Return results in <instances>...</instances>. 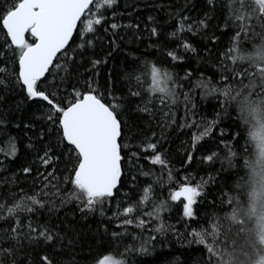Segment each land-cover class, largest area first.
Listing matches in <instances>:
<instances>
[{
  "label": "snow or ice",
  "instance_id": "6c2138e0",
  "mask_svg": "<svg viewBox=\"0 0 264 264\" xmlns=\"http://www.w3.org/2000/svg\"><path fill=\"white\" fill-rule=\"evenodd\" d=\"M257 3L259 15L254 17L245 15V0H203L202 5L197 0H149L145 7L164 12L171 21L169 32L153 16L148 17L153 26L143 29L139 22H116L117 0H0V264H78L74 257L86 244L90 255L85 259L91 264H134L130 256L147 253L169 235L179 236L181 229L191 236L190 244L204 249L194 264L221 261L215 251L220 242L217 213L207 216L203 226L193 228L190 222L208 185L222 174L235 175L234 150L246 148L240 143L241 131L221 133L227 151L209 150L202 158L213 171L220 165L207 181L192 183L187 173L174 180L164 145L173 132L203 128L192 134L195 148L213 134L224 115L234 114L238 122L229 95L234 82L248 78L237 64L244 59L241 41L254 31V21L264 22V0ZM218 16L232 32L231 47L217 53L225 69L219 81L215 74L196 76V70H184L183 76L175 72L185 61L179 49L199 55L187 34L207 35ZM145 33L149 48L173 45L164 52L171 68L134 57L126 60L119 86L111 76L100 85L93 70L108 60H85L89 49L103 40L110 49L124 41L143 44ZM217 39L213 33L208 42L215 47ZM204 47L210 58L212 50ZM250 56L264 60V48ZM225 60H230V72ZM212 100L220 111L211 120L203 115L197 120L200 105ZM181 107L184 115L178 122ZM12 128L17 135H11ZM21 149L27 159L12 171L9 166ZM193 159L188 153V164ZM156 166L169 170L165 198L157 191L164 181ZM217 200L220 211L232 209L235 216L228 193L222 190L213 197L214 205ZM57 204L74 205L73 215H54ZM174 205H182L175 225L165 216ZM97 215L96 232L89 227L86 235L81 221ZM172 264L181 262L177 258Z\"/></svg>",
  "mask_w": 264,
  "mask_h": 264
},
{
  "label": "trees",
  "instance_id": "16d2710c",
  "mask_svg": "<svg viewBox=\"0 0 264 264\" xmlns=\"http://www.w3.org/2000/svg\"><path fill=\"white\" fill-rule=\"evenodd\" d=\"M189 3L192 0H188ZM201 5L203 0H197ZM149 3V0H117L115 11L117 13L116 22L122 24L139 22L142 29L145 27L153 26L148 20L149 16L156 18L158 24H162L169 32L172 31L171 21L166 17L164 12L158 10L154 11L151 8L145 7ZM245 4L248 6V12L245 15H252L258 17L259 5L257 0H245ZM135 5V8H133ZM111 12H109V16ZM199 15V11H193L192 17L195 18ZM217 23H220V28H217ZM107 27V25H105ZM254 31L250 35L245 36L241 41L240 54L244 57L243 60L238 61L237 67L245 69V75L248 77L243 83L234 82L231 85L229 100L231 101L232 109H234L238 115V122L234 114L224 115L218 128H216L213 134L206 137L192 147V134H199L203 128L200 129H185L183 132H173L169 136V141L164 145V148L170 152V171L173 174L174 180H179L187 173L194 179L192 183L200 182L201 180L207 181L209 176L215 177L219 171L220 165L217 162L215 168L212 170V166L207 163H202V158L209 154V150L217 151L227 149L223 148V144L220 143L221 133L228 136L230 133H234L237 129H240L243 139L240 143L245 144L246 148L243 151L234 150V156L232 158L231 167L235 171V175L222 174L221 178L214 183L209 184L206 190V194L201 197L198 203L194 206V211L197 213L195 220L191 221V226L197 228L203 226L207 216H211L213 213H217L220 223L218 224V231L220 233V242L216 244L215 251L221 255V261L217 264H236L238 258L244 260L249 258V255L245 251H249L250 248L257 252H260L263 256L261 261H264V244L261 237L256 234L251 225H253L249 214L251 212L253 194L252 186V172H255L254 164L259 160L257 158V147L255 144L254 133L258 129L257 124L264 123V60H258L251 53H255L257 49L264 48V22L257 19L253 24ZM163 30V29H162ZM103 29H101V32ZM215 33L218 38L215 42V47L212 43L208 42V37H211ZM125 34V33H122ZM189 39L198 49L199 55L192 53H185L183 49H179L180 53L185 56L183 69L176 67L175 72L183 76L184 70H196V76L203 75L205 78H213L215 74V80L219 81L220 73L225 69L217 62V53L222 54L230 47V41L232 39V32L225 29L223 20L217 17L209 27L207 35L201 32L200 35L192 36L187 34L185 37ZM149 41L147 40V33H145V41L140 43H129L124 41L119 44V47L113 46L109 48L107 40H103L97 43L95 49H89L85 60L99 58L102 61L107 58V64H101L93 71L98 73V76L93 78L98 80L100 85H104L109 77L115 78L117 86L122 79L121 72L125 67L126 60H130L134 57H143L150 61L156 62L158 65L163 64L165 67L171 68V62L167 60L164 52L170 50L173 45L169 43L167 48L153 49L148 47ZM212 50V56L208 57V51ZM136 49H139L138 51ZM95 53V56L93 55ZM110 53V55H109ZM223 59V56L220 57ZM225 64L228 65L227 71H231L232 65L230 60H225ZM90 67V65H88ZM239 70V69H238ZM83 71V68L81 69ZM254 73V75H253ZM87 73L85 76L87 77ZM194 78L192 83H196ZM147 85H145L146 87ZM220 108L217 106L216 101L205 102L200 105V112L197 115V120L203 115L207 120H211L215 113L219 112ZM183 107H181L178 113V122L183 117ZM260 121V122H259ZM11 135L18 134L15 128L10 129ZM22 139V143H26V138L22 133H19ZM231 144V141H229ZM3 146V145H0ZM219 146V149H218ZM191 153L194 157L191 164L187 162V155ZM3 157L0 156V159ZM27 157L23 154L21 149V155L19 159L11 164L9 167L12 171H17L18 166L22 165ZM259 162V161H258ZM226 167V166H225ZM158 174L162 176L164 181L163 187L158 188V193L161 194V198L167 197L168 193V169L160 170L159 166L155 169ZM145 178H141L143 181ZM31 178H28L30 183ZM228 193L232 200V207L235 209V216L233 217L232 209L219 210V201L217 200L215 205L213 203V197H219L221 191ZM255 196V195H254ZM59 212L54 215H59L61 218L64 216L71 217L73 213L70 211L74 205H65L60 207ZM253 209V208H252ZM79 212L75 213V216L79 218ZM182 215V205L177 208L175 205L171 211L165 213L167 222L170 224H176L179 217ZM253 216V215H252ZM99 216H89L87 221H81L84 227V232L88 234V228L92 229V232H96V227L99 222ZM251 224V225H250ZM210 226V224H209ZM115 228V224L111 226ZM132 231V227H129ZM102 232V229H101ZM191 236L185 235V230L181 229L179 236L169 235L166 240L161 244L159 241L156 243V247L144 254H136L129 258L134 261V264H172L177 258H179L181 264H194L195 260L204 254V249L198 247L194 243H189ZM100 243L97 240L96 245ZM245 245V249L243 246ZM123 251V248H121ZM250 252V251H249ZM108 254V253H103ZM90 250L86 244L83 251L79 252L74 258L78 261V264H91L89 257ZM253 260V259H252ZM259 263V260L254 261Z\"/></svg>",
  "mask_w": 264,
  "mask_h": 264
},
{
  "label": "rangeland",
  "instance_id": "374dc122",
  "mask_svg": "<svg viewBox=\"0 0 264 264\" xmlns=\"http://www.w3.org/2000/svg\"><path fill=\"white\" fill-rule=\"evenodd\" d=\"M257 126L258 129H256L254 133V140L257 147V158L259 160L254 164L255 172H252L253 175L251 177L252 186L255 190L253 191V194H251L252 205L251 212L248 216L253 220V225L250 224L251 227L256 230V234L261 237L264 244V123L257 124ZM245 248L244 245L243 249ZM249 251H245L249 255V258L244 260L239 257L238 260L235 261L236 264H260L263 255L252 248H250ZM254 257L255 260H259V263L253 262Z\"/></svg>",
  "mask_w": 264,
  "mask_h": 264
}]
</instances>
